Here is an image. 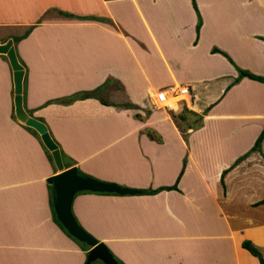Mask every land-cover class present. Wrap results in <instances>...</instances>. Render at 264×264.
<instances>
[{
    "label": "crops",
    "instance_id": "1",
    "mask_svg": "<svg viewBox=\"0 0 264 264\" xmlns=\"http://www.w3.org/2000/svg\"><path fill=\"white\" fill-rule=\"evenodd\" d=\"M195 3L198 34L192 0H0V44L29 29L14 44L25 105L81 172L154 190L184 167L177 190L75 194L79 225L123 264H259L244 239L264 259V139L220 181L264 124V83L232 84L236 67L264 76V0ZM12 84L0 56V264H84L53 219L58 170L15 118Z\"/></svg>",
    "mask_w": 264,
    "mask_h": 264
},
{
    "label": "water",
    "instance_id": "2",
    "mask_svg": "<svg viewBox=\"0 0 264 264\" xmlns=\"http://www.w3.org/2000/svg\"><path fill=\"white\" fill-rule=\"evenodd\" d=\"M21 40V36H13L5 43L0 44V54L5 55L12 69L14 86V116L22 124L34 129L40 136L41 142L50 152L58 172L48 178V183L53 187V210L56 219L62 227L80 242L90 248L86 254L84 264H91L100 260L103 264H120L109 249L85 231L75 220L72 214V201L80 191L107 192L117 194H136L139 190L120 186L116 183L105 182L93 177L82 176L77 172L76 166L64 168L60 150L50 136L47 126L40 120L30 116L23 107V78L24 70L17 59L14 44Z\"/></svg>",
    "mask_w": 264,
    "mask_h": 264
},
{
    "label": "trees",
    "instance_id": "3",
    "mask_svg": "<svg viewBox=\"0 0 264 264\" xmlns=\"http://www.w3.org/2000/svg\"><path fill=\"white\" fill-rule=\"evenodd\" d=\"M192 5L194 7V10L196 12V15H197V18H198V21H197V25H196V32L198 34L199 32V28H200V24H201V16L199 14V11L197 9V5L195 3V0H192ZM89 19H98V18H95V17H88ZM101 21H104V20H101ZM29 32V29L21 36V38L25 37L27 35V33ZM263 39V38H262ZM212 52H217V53H221L222 55H224L231 63L232 60L222 51L216 49V48H213L212 49ZM17 54V53H16ZM1 57H3L4 59H6V57L4 55H0ZM17 59L19 61V63L21 64L23 70H24V78H23V90H22V98H23V107L24 109L29 113L30 116H32L33 114V110H30L26 107L25 105V96H26V74H25V64L23 63V61L21 60V58L19 57V55L17 54ZM236 70L238 72V75L237 77L233 80L232 84H235L237 83L241 78L243 77H247L249 79H252V80H255V81H258V82H262L264 83V76H260V75H256L248 70H244V69H240L238 67H236ZM12 83H13V79H12ZM13 92H14V86H13ZM92 92H87V93H84L83 95H78V96H74V97H70L66 100L65 103H69L71 102L72 100L74 99H79V98H85V97H90L92 96ZM60 100H56L55 102H59ZM212 106V105H211ZM211 106H209L208 108L205 109L204 113L203 114H206L207 111L211 108ZM195 114V113H194ZM197 116V122H200L203 115L202 114H195ZM29 131H31L33 134L37 135L39 137V135L37 134V132L30 128V127H26ZM49 132V130H48ZM50 136L52 137L51 133L49 132ZM40 138V137H39ZM53 141L57 144L59 150H60V155H61V159H62V163H63V166L64 168H68V167H72V166H75V162H73L72 160H70L66 155L65 153L62 151V149L60 148V146L58 145V143L55 141V139L52 137ZM264 139V124H263V128L261 129V131L259 132V134L257 135L255 141H254V144L253 146L250 148V150L248 152H246L244 155L240 156L239 158H237L235 160V162L227 169L223 170L222 171V174H221V183L222 185L224 184L223 183V177L224 175L234 166L236 165L239 161H241L242 159H244L250 152L252 151H256V150H259L260 149V145H261V142L263 141ZM43 148L45 149L44 145H43ZM46 150V149H45ZM47 152V156L49 158V160L51 162L52 161V157L50 155V153H48V151L46 150ZM77 168V167H76ZM183 170H184V167H182L175 183L172 185V186H165V187H159L157 189H154V190H139V193L140 194H155V193H158L160 191H163V190H177V184H178V181L180 179V176L182 175L183 173ZM77 172L82 175V176H89L83 172H81L78 168H77ZM89 177H92V176H89ZM49 186V190H50V193H51V210H52V215H53V219L54 221L56 222V224L63 230V232H65V234H67V236H69L72 240H74L78 245L79 247L82 249V250H89V246L86 247V244L83 243V242H80L78 241L77 239H75L73 236H71L69 233L66 232V230L62 227V225L59 223V221L56 219L55 217V214H54V211H53V202H52V199L54 197V194H53V187L51 184L48 185ZM84 192H89V193H97V194H111V193H107V192H91V191H84ZM256 204H264V199L258 201ZM72 214H73V211H72ZM75 220L77 221L75 215L73 214ZM78 223V221H77ZM79 224V223H78ZM241 247L245 250H247L251 255H253L254 257H256L259 261V264H264V259H263V256H262V253L261 251L259 250L258 247H256L250 240H247V239H244L242 240L241 242ZM117 259V258H116ZM117 261L120 263V264H123L120 260L117 259Z\"/></svg>",
    "mask_w": 264,
    "mask_h": 264
},
{
    "label": "built area",
    "instance_id": "4",
    "mask_svg": "<svg viewBox=\"0 0 264 264\" xmlns=\"http://www.w3.org/2000/svg\"><path fill=\"white\" fill-rule=\"evenodd\" d=\"M180 92L182 93V94H184V93H188V88H182L181 90H180ZM156 100H157V102L158 103H165L166 102V100H167V92L166 91H158L157 92V94H156Z\"/></svg>",
    "mask_w": 264,
    "mask_h": 264
},
{
    "label": "rangeland",
    "instance_id": "5",
    "mask_svg": "<svg viewBox=\"0 0 264 264\" xmlns=\"http://www.w3.org/2000/svg\"><path fill=\"white\" fill-rule=\"evenodd\" d=\"M11 93H12V97L14 98L13 84H12ZM181 98H183V97H181ZM13 105H14V104H13ZM191 121H192L193 123H196V122H197L196 117H195V116H192ZM86 247H88V246L86 245ZM85 261H86V260H85ZM95 263L103 264L100 260L93 261L91 264H95Z\"/></svg>",
    "mask_w": 264,
    "mask_h": 264
},
{
    "label": "bare ground",
    "instance_id": "6",
    "mask_svg": "<svg viewBox=\"0 0 264 264\" xmlns=\"http://www.w3.org/2000/svg\"><path fill=\"white\" fill-rule=\"evenodd\" d=\"M182 97H184V96H182ZM186 98V97H185ZM170 103H168V105H169Z\"/></svg>",
    "mask_w": 264,
    "mask_h": 264
}]
</instances>
